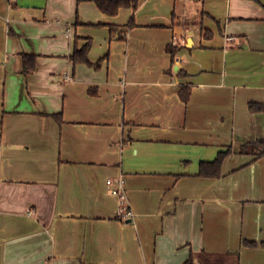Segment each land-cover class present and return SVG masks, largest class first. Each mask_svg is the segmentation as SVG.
Listing matches in <instances>:
<instances>
[{"label":"crops","instance_id":"crops-1","mask_svg":"<svg viewBox=\"0 0 264 264\" xmlns=\"http://www.w3.org/2000/svg\"><path fill=\"white\" fill-rule=\"evenodd\" d=\"M88 42L90 65L74 64ZM251 102L264 0H139L115 16L0 0V264H264V157L238 151L264 141ZM227 148L221 177H198ZM118 178L132 220L106 186Z\"/></svg>","mask_w":264,"mask_h":264},{"label":"trees","instance_id":"trees-1","mask_svg":"<svg viewBox=\"0 0 264 264\" xmlns=\"http://www.w3.org/2000/svg\"><path fill=\"white\" fill-rule=\"evenodd\" d=\"M95 3L97 8L106 15L115 16L119 9L121 8H132L134 10L138 7L139 0H90ZM134 26V21L131 19L126 25V29H130ZM210 37L206 32L205 37ZM90 49V42L86 43L80 49H75L71 60L74 64L84 63L90 65L88 61L87 55ZM181 49L180 45H172L169 44L166 47V51L170 54L172 60L174 59L176 53ZM35 56L33 55H23V73H29L34 68ZM182 73V72H181ZM180 74V72H179ZM181 75H184L181 74ZM180 98L183 102L187 103L190 94H191V85L190 84H182L180 88ZM249 110L251 112H264V104L258 103H249ZM56 119L60 122L58 116H55ZM240 154H252L255 155L256 158L264 157V141H249L239 148ZM232 154V149L227 148L224 151H221L217 154L216 158L212 162H202L199 166L198 177L200 178H208V179H218L221 177L222 165L227 157ZM183 264H195L192 256L188 257V259Z\"/></svg>","mask_w":264,"mask_h":264},{"label":"built area","instance_id":"built-area-1","mask_svg":"<svg viewBox=\"0 0 264 264\" xmlns=\"http://www.w3.org/2000/svg\"><path fill=\"white\" fill-rule=\"evenodd\" d=\"M67 32H69V30H67ZM106 186L108 188L109 193L112 196L116 197L118 200L117 216L120 217L122 220H132L135 214L127 205V193L124 181L121 178H118L116 180L108 179L106 181Z\"/></svg>","mask_w":264,"mask_h":264}]
</instances>
